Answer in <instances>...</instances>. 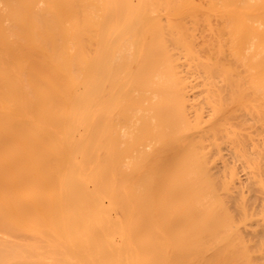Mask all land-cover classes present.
I'll return each instance as SVG.
<instances>
[{
  "label": "bare ground",
  "instance_id": "obj_1",
  "mask_svg": "<svg viewBox=\"0 0 264 264\" xmlns=\"http://www.w3.org/2000/svg\"><path fill=\"white\" fill-rule=\"evenodd\" d=\"M0 264H264V0H0Z\"/></svg>",
  "mask_w": 264,
  "mask_h": 264
},
{
  "label": "rangeland",
  "instance_id": "obj_2",
  "mask_svg": "<svg viewBox=\"0 0 264 264\" xmlns=\"http://www.w3.org/2000/svg\"><path fill=\"white\" fill-rule=\"evenodd\" d=\"M202 34H203V33H202ZM205 35H207V34H205ZM203 36H204V34H203ZM203 36H200V37H199V41H200V42H202V41L204 40V37H203Z\"/></svg>",
  "mask_w": 264,
  "mask_h": 264
}]
</instances>
